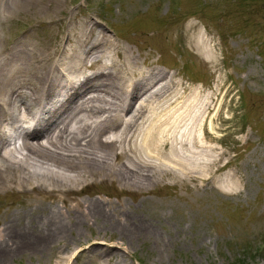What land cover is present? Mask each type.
Segmentation results:
<instances>
[{"label": "bare ground", "instance_id": "1", "mask_svg": "<svg viewBox=\"0 0 264 264\" xmlns=\"http://www.w3.org/2000/svg\"><path fill=\"white\" fill-rule=\"evenodd\" d=\"M44 1L0 0V29L17 12H41ZM69 11L58 4L45 14L46 41L31 34L0 37V195L25 192L27 205L13 211V200L0 213V264L26 248L37 253L52 242L67 244L73 228L92 219L129 241L153 232L128 216L115 221L111 213L127 207L122 199L95 197L98 182L152 192L166 176L203 185L224 165L206 126L217 92L186 85L177 70L134 51L93 15L71 20ZM180 31L203 60L217 64L214 45L196 23ZM35 201L40 207L31 206ZM93 239L75 257L110 263L118 245L100 242L107 239L100 232ZM69 259L60 256L56 264Z\"/></svg>", "mask_w": 264, "mask_h": 264}, {"label": "rangeland", "instance_id": "2", "mask_svg": "<svg viewBox=\"0 0 264 264\" xmlns=\"http://www.w3.org/2000/svg\"><path fill=\"white\" fill-rule=\"evenodd\" d=\"M58 4L70 8L71 20L93 15L134 51L150 52L157 65L177 70L186 85L201 87L205 94L217 92L206 126L224 165L203 185L166 176L152 192L98 182L95 197L122 199L127 207L121 215L111 213L115 221L128 216L130 223L154 227L156 235L145 232L129 241L112 227H100L101 219H92L74 227L67 244L52 242L37 253L26 248L5 264H56L60 256H70L63 264H108L83 254L75 257L99 232L107 238L100 242L112 240L119 248L109 264H264V0H46L43 14L17 12L0 37L11 41L31 34L46 41L51 32L40 21H48L45 14ZM190 23L214 45L217 64L203 60L178 32ZM211 172L205 168L206 176ZM25 194L0 195V213L13 200L11 210L24 211ZM26 222L17 221L18 226ZM3 224L0 219V228Z\"/></svg>", "mask_w": 264, "mask_h": 264}]
</instances>
